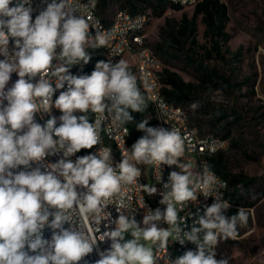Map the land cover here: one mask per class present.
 Instances as JSON below:
<instances>
[{"label": "clouds", "instance_id": "1", "mask_svg": "<svg viewBox=\"0 0 264 264\" xmlns=\"http://www.w3.org/2000/svg\"><path fill=\"white\" fill-rule=\"evenodd\" d=\"M32 3L0 0V264H88L85 258L108 241L110 246L97 252L94 264H229L228 259H216V246L221 240H235L249 214L239 208L237 214L226 215L231 204L220 190L227 189V182L207 165L197 171L195 164L182 162L185 138L179 131L164 123L149 126L148 119L138 122L136 130L144 135L124 147V156L113 166L112 148L103 146L102 130L117 133L113 138L125 144L123 126L147 104L123 59L99 60L91 74L70 72V65L90 62L87 47H106L113 39L115 29L102 30L90 11L96 0H51L35 19ZM120 43L127 41L122 38ZM118 51L114 48L113 55ZM13 73L18 79L8 87ZM157 106L168 115L167 104ZM53 108L62 113L58 118L51 115ZM89 112L98 114L93 122ZM41 113L50 117L44 125L35 120ZM106 120L109 127L103 129ZM202 143L214 152L218 142ZM95 146V152L76 156ZM53 156L56 162L46 159ZM140 164L179 168L169 172L166 182L162 168L157 169L164 210L153 211L138 200L147 209L143 227L135 219L133 189L149 195L158 190L139 182ZM198 192L214 202L183 231L180 225L186 220L178 213L198 200ZM45 230L51 231L50 239H45ZM169 237L182 246L190 242L195 249L172 259ZM153 246L165 255L154 254Z\"/></svg>", "mask_w": 264, "mask_h": 264}, {"label": "rangeland", "instance_id": "2", "mask_svg": "<svg viewBox=\"0 0 264 264\" xmlns=\"http://www.w3.org/2000/svg\"><path fill=\"white\" fill-rule=\"evenodd\" d=\"M220 1L228 7L229 18L226 30L231 38L223 47L225 60L213 57L206 59L205 64L217 68L232 82H241L243 85L241 88L221 87L220 89L207 85L204 97L213 106L226 109L231 114L229 120L240 118L233 127L232 134L225 140L226 146L222 150L227 149V166L231 173H242L247 178H255L252 197L257 202L250 209H246L251 218L247 226L239 228L240 236L235 240H221L216 246V252L223 255L231 254L237 262L241 256L245 255L246 249L253 258L251 264H264V0ZM121 5L122 0L111 1L103 16L106 23L110 24L114 20L119 9L123 10ZM194 10L195 6H185L180 10L169 7L162 15H156L150 7H146L145 11L150 17L145 30L148 46L156 54L159 51L157 46L170 49L166 42L172 41L173 28L177 27L184 14L192 18ZM196 38L201 46L199 52L203 53L202 46L205 48L210 46V37L203 14L197 17ZM180 40L184 41L181 38ZM171 43L177 47L176 43ZM186 46H189V42ZM226 47H229L230 53L225 51ZM88 48L93 47H87L86 50ZM237 52H239L238 56L235 55ZM203 55L206 56L205 53ZM97 56L99 60H102L103 53H97ZM125 59L128 57L126 56ZM161 60L165 67L164 60L162 58ZM127 63L129 70L133 73L136 69L134 57H131ZM170 68L178 71L185 80L198 82L197 72L184 61H175ZM195 104L198 105L195 110H199L200 103ZM194 113L199 115L198 112ZM223 125L224 123L209 133H204L199 127L197 128L202 134L213 133L221 137L226 131ZM206 129V127L203 128L204 131ZM138 166L142 169L146 183L152 184L150 168L143 164ZM126 238H131L130 233ZM170 238L173 242L174 237ZM230 240L235 243H231ZM141 242L152 246L150 242ZM176 254L181 255L177 252Z\"/></svg>", "mask_w": 264, "mask_h": 264}, {"label": "trees", "instance_id": "3", "mask_svg": "<svg viewBox=\"0 0 264 264\" xmlns=\"http://www.w3.org/2000/svg\"><path fill=\"white\" fill-rule=\"evenodd\" d=\"M111 1H98V14L105 22L106 20L103 16ZM121 7V9L133 15L146 13V7H150L156 15H162L169 7L177 10L183 8L171 0H122ZM200 14H203L207 25V33L210 37V46L208 48L202 46V49H204L203 53L206 56L199 52L201 46L198 44L196 38L197 17ZM228 18V7L225 3H222L220 0H202L196 4L192 18H188L187 14H184L177 27L173 28L171 42L176 43L177 47L169 41L166 43L170 49L157 46L159 49L157 55L165 62V67L159 72V78L163 85L162 91L165 97L171 103L181 108L184 107L186 112L189 113L187 114L192 124L199 127L204 133L213 132L224 123L222 127L226 131L221 137L225 140L232 134V129L240 118L229 120L231 114L226 109L213 106L209 100L205 99L204 92L207 85L215 89H220L221 87L241 88L243 85L241 82H232L220 70L205 64L206 59L213 57L225 60L223 47L224 44L225 46L228 44L231 38L230 33L226 30ZM180 38L184 41L182 42ZM187 41L189 42V46H186ZM86 51L92 57L91 60H95L97 59L95 54L100 49H88ZM225 51L230 53L229 47H226ZM235 55L238 56L239 52ZM175 61H184L186 65L192 67L197 72L198 82L187 81L178 71L171 69L170 65H173ZM137 85L141 89V85L139 83ZM142 93L145 95L147 107L143 112H133L132 115L135 120L125 124L131 130V145L144 135L143 132L136 130L138 122L148 119L150 121L149 126H157V119L152 104L149 102L146 94L143 91ZM197 102L200 103V109H192L190 105ZM194 112H198L199 115H196ZM87 115L91 121L90 112ZM204 127L207 128L205 131L203 130ZM222 149L224 148H221L216 153L208 154V160L210 167L228 180L226 201L231 204V207L226 212V215L232 216L237 214L239 208L245 210L256 204L257 201L252 197L255 178H247L242 173H231L227 166V149ZM147 166L150 168V165ZM146 185H148V182ZM149 185L152 186L151 184ZM147 195L149 199L153 200V195H149L148 193Z\"/></svg>", "mask_w": 264, "mask_h": 264}, {"label": "built area", "instance_id": "4", "mask_svg": "<svg viewBox=\"0 0 264 264\" xmlns=\"http://www.w3.org/2000/svg\"><path fill=\"white\" fill-rule=\"evenodd\" d=\"M195 1L197 0H173V3L178 4L182 7H185V6L187 7V6H195ZM50 2L51 0H33L32 7L35 9V11L33 12V19H35V16L38 15L39 12L42 11L47 6V3H50ZM82 3H88V2H82ZM90 11L93 14V8H91ZM149 18L150 17L149 15H147V13H141L140 18H126L125 16H123L122 10L119 9L116 15V20H112L114 21L113 29H115V32L113 35V39L111 41L112 50H109L107 52L108 58L111 56L113 58V61L116 62V61H119L125 54L132 55L136 62L137 78H145L146 81L148 82L146 86H141V89L146 94V96H149V102L152 104L155 116L162 118V115H158L157 105L160 102H163L168 105V112H172V116H178L176 110L169 109V102H167L166 97L163 94V91H162L163 85L160 84V78H159V85H152V74H158V68L163 67V65H160L159 56L157 54L148 55L147 49H137V38L139 39V41H142L143 35H147L145 30H146V26H147ZM136 27H143V35H135ZM102 30H112V29H104V25H102ZM122 38L127 41L126 44L122 45L120 43ZM114 48L119 50L118 54L113 55ZM10 49H11V43H10ZM80 74H81V71L76 75H80ZM17 79H18V76L16 75V73H13L8 87H11V84L15 82ZM53 83H55V80H53ZM60 91H64V90H60ZM41 116L43 118H41ZM55 117L58 118V116H55ZM49 118H50L49 115L41 113L35 117V120L37 123L44 125ZM186 118L187 117H182V126L170 125V120L162 119L164 123L163 126L168 129L175 128L185 138V154L181 158L182 162L195 164L197 171L202 170V165H207L211 170L209 160H208V155H204L203 151H201V148L205 146L202 142L207 141L210 144L213 141H217L218 142L217 144H224V140L213 139L211 137V133L202 134V139L193 138V130H188V128L186 127ZM95 151H92V152H95ZM76 156H84V150L82 149L80 151V155H76ZM76 156L71 157V159L74 161ZM46 159L52 162H56L58 157L53 156V157H48ZM35 166L36 165H33V167ZM113 166H115V163ZM175 167H176L175 165L171 167H169L168 165L160 166V168H162L163 170V181L164 182L167 181L169 172L172 170H176ZM150 170L152 173V184L151 185L153 187H156L158 190L157 193L153 195V200L148 198L147 193H146V196H139L138 187H134L132 194H134V196H136L138 200L142 198L145 204L148 206V208L152 209L153 211L156 208H160L161 210H164L166 206L161 205L159 203L161 199L160 192L163 191L162 184L158 183L156 179V176L159 173L152 172V165H150ZM144 179H145V176H144ZM220 191L222 192V194L223 192H226L225 189H221ZM197 195H198L197 201L188 202L187 205L184 207L183 211H180L178 213L180 217H184L186 220L185 224L180 225L183 231L190 230L193 224V220L196 219L198 216H202L204 214V210L206 206H210L214 202V199L211 196L205 198L199 192L197 193ZM108 210L112 213L113 218L117 217L118 214L116 213L114 206L110 205ZM146 212H147L146 208H142V212H136L135 219L138 223L142 222L143 214H146ZM160 226L162 228H169V225L164 224V223H161ZM141 227H143L142 223H141ZM101 230L102 231L105 230L103 223L101 224ZM96 235L99 236V233H97ZM44 237L45 239H50L51 231L45 230ZM109 246H110V241L100 243L99 249H94L93 253L89 254V256L85 258L88 261V264H94V262L99 259L97 252L103 251L107 249ZM194 249H195V245L190 242H186V244L182 246L176 240L172 242L171 238L169 237L167 251L172 259H175L176 257H178V254H176V252L183 255L184 252H186L187 250H194ZM154 254H157L159 256L165 255L164 251L158 250L155 246H154ZM81 264H84V262L82 261ZM159 264H164V262L161 260L159 261Z\"/></svg>", "mask_w": 264, "mask_h": 264}, {"label": "bare ground", "instance_id": "5", "mask_svg": "<svg viewBox=\"0 0 264 264\" xmlns=\"http://www.w3.org/2000/svg\"><path fill=\"white\" fill-rule=\"evenodd\" d=\"M98 1L99 0H96L95 6L93 8V16H94V18L98 19L100 21L101 25H104V29H113L114 28V21H112L110 24H108L98 14V9H99ZM171 1L173 2V0H171ZM201 1L202 0L195 1V5L198 4ZM81 2H88V0H81ZM122 13H123V16H125L126 18H140L141 17V14L133 15L130 12L124 10V9L122 10ZM116 15H117V13H116ZM116 15L114 17V20H116ZM90 35L94 36L95 35V30L90 29ZM135 35H143V27H136L135 28ZM102 48L105 51L104 60H106L108 58L107 52L109 50H112V43H110L109 46L102 47ZM137 49H147V54L148 55H156V53L148 46L147 35H143L142 41L137 42ZM0 59H3V57L0 56ZM159 62H160V65H163V61L160 58H159ZM94 67L95 66H90L88 63L84 64L83 62H81V63L75 64L74 66L69 67V68H70V72L73 75L78 74L80 71H81L80 75H82V74H91V72L93 71ZM162 68L163 67H159L158 68V74H152V85H159V72L162 70ZM140 79L142 81V85L146 86V84L144 83V81H146V79L145 78H140ZM34 82H35V80H34ZM160 84H162L161 81H160ZM66 88H67V85L65 86V89H61V90H66ZM59 94H60V90H58L55 93V95L53 96V101L59 96ZM147 98L149 100V96H147ZM166 100H167V102H169V109L176 110L178 116H172V112H168V115H162L161 110L158 108V115H162V118L155 116L156 119H157V126H159L161 123H163L162 119L170 120V125L182 126V117H187L186 118V127L188 128V130H193V138L202 139L201 131L196 126H194L192 124L191 120L188 117V114H187L186 110L181 108V107H179V106H177V105H175V104H173V103H171L167 98H166ZM51 114L54 115V116H58L59 117L62 113L58 109L53 108ZM77 115H79V113H77ZM97 115L98 114H94V113L90 112V118H91L90 122H93L97 118ZM57 126H59V120L57 121ZM108 127H109V121L106 120L104 122V124L102 125V128L106 129ZM123 127L127 129V134L124 136L125 144H122L123 147H122L121 143L119 142L118 138H113L114 136H117L116 133H113L112 135H109L104 130H102V132H101V137H102V141H103L104 147H111L112 148L114 163H118L121 160V158L124 156V154H125L124 151H123L124 147H128V148L131 147V143H130L131 131L125 125ZM211 137L213 139H216V140H224V144H217L216 149H215L214 152H209L207 147L204 146L203 147V149H204L203 150V154L204 155L216 153L218 150H220L221 148H225V146H226V141L222 137H219V136H217L215 134H211ZM96 148H97V146H95L93 149H90V150L89 149H84V155L88 154L89 152L95 151ZM76 155H80V152L77 153ZM158 168H160V166L152 165V172H158L157 171ZM176 170L179 171V168H177ZM211 171L214 172L215 175L220 180L226 181L227 184L229 185L228 180L225 179L222 175H220L216 170L211 168ZM141 173H142V171H141ZM139 182L141 184H145L146 185V180L144 179L143 173L141 174V177L139 178ZM227 189H228V187H227ZM227 189H225V191H227ZM138 191H139V196H146V192L141 191L139 188H138ZM132 195H133L132 207L134 209H136V212H142V208L140 207V205L138 203V199L136 198V196H134V194H132ZM223 199L226 200V192H223Z\"/></svg>", "mask_w": 264, "mask_h": 264}, {"label": "crops", "instance_id": "6", "mask_svg": "<svg viewBox=\"0 0 264 264\" xmlns=\"http://www.w3.org/2000/svg\"><path fill=\"white\" fill-rule=\"evenodd\" d=\"M196 6V5H195ZM88 49H96V48H88ZM87 49V50H88ZM100 49V51L98 52V53H100V52H102L103 53V58H102V60H104V57H105V51H104V49L102 48V47H100L99 48ZM97 54H95V56H96ZM128 57V59H125V57ZM98 57V56H97ZM131 57H133L132 55H130V54H125L121 59H123V60H125L126 62H128L129 60H131ZM160 58V57H159ZM161 59V58H160ZM97 61H99V59L97 58V59H95V60H90V62L88 63L90 66H95V64L97 63ZM81 62H83V61H81ZM81 62H79V63H81ZM91 62H95L94 64H92ZM84 63V62H83ZM136 63V62H135ZM72 66H74V65H72ZM71 65L69 66V67H72ZM133 74L137 77V74H136V69H135V71L133 72ZM137 83H139L141 86H143L142 85V81H141V79L140 78H137ZM131 131V130H130ZM131 140V139H130ZM131 143V142H130ZM248 209V208H247ZM250 209V208H249ZM245 211H248V210H246L245 209ZM248 214H249V212H248ZM251 218V216H250V214H249V219ZM240 234H241V232H240V230H239V236H240ZM230 242L231 243H235V241H233V240H230ZM154 247V246H153ZM239 250V249H238ZM221 258H225V259H228L229 260V264H251L252 263V260H253V258H252V256L251 255H249V253L248 252H246V249H245V255H243V256H241V258L237 261V262H235V259H234V257L233 256H231V254H226V255H223V254H221L220 252H217V255H216V259H221Z\"/></svg>", "mask_w": 264, "mask_h": 264}]
</instances>
